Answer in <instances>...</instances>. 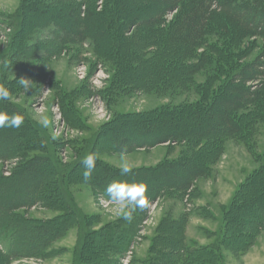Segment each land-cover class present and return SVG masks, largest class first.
<instances>
[{"label": "rangeland", "instance_id": "1", "mask_svg": "<svg viewBox=\"0 0 264 264\" xmlns=\"http://www.w3.org/2000/svg\"><path fill=\"white\" fill-rule=\"evenodd\" d=\"M40 1L43 5L38 7V11H29L27 6L32 0H0V87L7 88L10 94L9 99L0 100V104L17 108L23 118L25 117L26 123L34 125V130L28 133L29 142L33 136L37 139L45 137L51 149L55 148L56 164H53V157L46 153L49 161L43 168L51 171L49 174L51 175L57 164L65 167L70 176H68L70 181H67L70 183H65L69 191L66 196L70 194L78 215L80 214L83 219L77 218L79 223L52 244L50 253L15 259L7 264H95L90 262L93 256L91 252H85L87 254L85 256L83 254L84 246L81 247L82 243L78 238L85 224L81 222L87 221L89 232L92 228L97 230L99 233L97 236L89 235L86 240L90 242L94 238L92 241L98 245L102 242L101 231L104 225L109 222L114 224L122 217L116 214L118 205L108 197L99 195L86 184L74 183L71 180H75L76 177L83 178L82 159L88 154H93L108 166L119 169L121 153L115 152L114 149L115 141L120 138L140 143L132 152L125 153L128 160L135 165L133 169L155 167L164 159L175 160L183 153L188 155L191 153L195 159L202 155L203 158L200 160L209 162L212 168L209 176L197 177L184 196L166 195L155 199L148 197V207L137 209L135 212L137 216L131 222H127L138 228L137 237L130 245L131 250L124 257L117 258V264H155L153 262L155 257L150 253L144 263H139L136 257L147 250H152L166 217L174 219L185 217V235H188L186 239L202 245H217V250L222 256V264H264V224L248 248L243 246L245 238L242 229L224 230L225 224L230 223V215L226 213L233 212L237 221L240 218H247L254 222L260 218L258 205H262L264 201V102L249 108L248 113L253 116L247 117L245 111L235 113L237 118L244 115L247 118L240 120L241 131L234 135L217 134L208 138L188 135L187 139L183 138L179 142L169 141L154 145L153 138L146 135L147 129L154 135L164 134L168 127L157 125L160 121L167 120L169 115L172 123L178 122L182 125L179 129L188 132L196 130L197 125L193 124V120L198 117L199 112L195 111L197 110L195 107L198 108V105L200 103L203 105L205 101H207L205 105L208 106L216 93L223 89V80L229 76L228 70L223 66L211 69L207 65L193 75L186 86H180L178 81L174 83L172 81L174 85L167 84L169 78L166 77V73L171 70L164 68L160 63L161 58L154 55L159 52L169 56H181L185 47L183 42L174 41L172 34L167 33L174 20L182 14L181 8L168 14L165 24L157 25L155 29L146 26L127 29L124 34L127 45L122 49L124 50L122 57L121 59L115 57L116 60H112L110 55L108 57L107 53L101 52L102 46L99 48L100 52L96 51L90 41L68 44L55 42V34L59 35L60 30L50 28V24L47 23L51 12L69 6H78L82 9L90 6L97 13L104 10L108 14L106 6L110 0ZM129 8L137 11L142 6L132 3ZM44 12L47 14L43 15ZM17 26L19 29L14 35ZM109 31L114 32L111 27ZM106 43L105 40V46ZM248 47L251 51L247 58L239 61L240 56L237 54H241L244 48L245 52ZM219 49L222 54L230 55L233 59L237 56L239 64H242L253 60L264 49V38L246 37L236 51L222 44ZM203 50L206 51L204 47L198 48L196 53L201 54ZM140 55L142 57L138 58ZM150 58L149 64H142L141 60L147 61ZM117 60L121 61L118 63ZM195 60L188 59L186 63ZM27 61L35 63L32 69L38 73L40 68L46 65H49L51 70L48 75L45 72L43 77L39 74L30 78L29 91L20 86L19 77L16 75L18 66L28 65L25 64ZM153 67L158 68L159 72L158 75L154 74L155 78L150 88L142 90L140 88L143 81L126 77L125 80L130 86L129 95H117L113 99L115 103L108 102L104 91L109 88L117 73L122 74L129 69L137 70L136 73L141 76H147ZM182 73L185 71L182 70ZM74 91H78V94L67 96L74 107L71 111L61 105L62 96L65 92ZM121 91L124 92L125 89ZM203 95L207 98L203 99ZM65 102L68 103L66 100ZM164 112L167 116H164ZM40 114L49 118V127H42L38 122ZM66 114L72 117L71 124ZM145 142L152 143L146 146ZM208 143L219 146L218 151L206 154L204 148ZM20 145H25L24 141L20 142ZM36 153L38 152L35 150L25 155L30 158ZM21 161L20 154L8 160H0V175L10 177ZM97 171L94 169L92 176L97 174ZM98 175L102 176V173L98 171ZM106 180L109 185L113 181H121V177ZM244 209L251 215L247 216V212H243ZM18 212L25 218L44 220L60 213L45 208L42 203ZM87 217H92L93 223L88 221ZM236 220L234 217L235 225L238 224ZM232 231L234 236L231 238ZM23 241L24 244L30 243L29 239ZM236 247L243 250L236 251ZM100 251L106 254L109 250L103 247Z\"/></svg>", "mask_w": 264, "mask_h": 264}, {"label": "trees", "instance_id": "2", "mask_svg": "<svg viewBox=\"0 0 264 264\" xmlns=\"http://www.w3.org/2000/svg\"><path fill=\"white\" fill-rule=\"evenodd\" d=\"M132 3L139 4L142 8L132 11L129 8ZM40 5H43L42 1L32 0V3L27 6V10L38 11ZM179 8H181L182 14L174 20L167 33L172 34L174 41L183 42L185 47L181 56H169L159 52L154 55L161 58L160 63L164 68L171 70L166 73V77L169 78L167 84L174 85V81H178L180 86H186L191 81L190 78L207 65L211 69L223 66L228 70L229 76L223 80V89L217 92V95L215 94L216 96L208 106L205 105L207 101L201 100V102L205 101L204 104L201 105L202 103H200L198 108L195 107L197 109L195 111L199 112L198 117L193 120V124L197 125L196 130L188 132L185 129H179L182 125L178 122L172 123L171 115H169L167 120L160 121L157 125L164 126V128L168 127V131L164 134L154 135L152 131L147 129L146 135L153 138L154 145L169 141L179 142L183 138L187 139L186 136L188 135L198 138H208L217 134L234 135L241 131L240 120L253 116L248 113L249 108L264 102V49L253 60L242 64H239L236 59L237 56L233 59L230 55L222 54L219 49L220 44H222L228 49L236 51L246 37L264 38V0H110V2L107 1L106 6L108 14L104 10L97 13L90 6L84 9L78 6H69L51 12L47 18L50 28L60 30L59 35L55 34V42L68 44L90 41L96 51L100 52L99 48L102 46L101 52L107 53L108 57L111 56L110 59L116 60V58L121 59L124 51L122 49L124 45H127V38L124 37L127 29L141 26L155 29L157 25H164L167 15L179 10ZM119 13L120 15H118ZM45 14L47 13L44 12L43 15ZM110 27L112 31L114 30L113 33L109 31ZM18 29V26L15 27L14 35ZM169 36L171 37V35ZM105 40L107 41L106 46ZM202 47L206 51L203 50L201 54H197L196 50ZM244 49L241 54H237L240 56L239 61L245 60L251 51L250 47L245 52ZM140 57L142 56L140 55L138 58ZM188 59L196 60L187 64ZM120 61L117 60L118 63ZM141 61L142 64H149L151 58L147 61ZM25 64L28 65L20 64L18 66L16 75L19 78L22 76L32 78L39 74L43 77L45 72L47 75L50 74L49 65L40 68L38 73L32 69L35 67V63L32 64V62L27 61ZM118 68L120 70V67ZM150 70L147 76H141L136 73L137 70L131 71L129 69L127 71L123 69L126 75L124 72L122 74L117 73L109 88L104 91L108 102L115 103L113 99L117 95H129L130 86L125 80L126 77L133 78L135 81H143L140 88L142 90L146 87L150 88V84L155 78L154 74L158 75L159 72L156 67ZM182 70L185 73H182ZM172 81L173 83H171ZM121 89H125V91L122 92ZM119 91L122 94L117 93ZM77 94L78 91L65 92L62 96L61 105L73 111L74 107L69 102L68 97ZM206 95L202 96L203 99L207 98ZM0 111L9 115H21L17 108L10 105L0 104ZM239 111H245L247 117L244 115L237 118L235 113ZM164 116H167V113ZM66 118L71 124L72 117L66 114ZM23 122L25 124L19 128H0V160H8L16 154H20L22 160L10 177L6 178L0 175V264H7L19 258L38 257L44 253H50L52 244L64 237L70 228L79 223L77 218L83 219L80 214L78 215V210L73 205L70 194L66 196L69 191L65 183L70 181V176L65 171V167L57 164L51 175H49L51 171H46L43 168L44 164L49 161L46 153L53 157V164H56L55 148L51 149L49 143H46L48 139L45 137L37 139L33 136L29 142L27 140L28 133L34 130V125L27 124L25 117ZM22 141L25 144L23 146L20 145ZM149 143L152 142H145L144 144L148 146ZM191 144L193 147V142ZM139 145L138 142L120 138L115 141L114 151L121 153L122 150H125V153H130ZM34 146L35 148H33ZM205 146L204 152L206 154L216 153L219 147L209 143ZM93 148L95 151V147ZM35 150L38 153L30 158L26 157L25 154ZM202 158V155L195 159L191 153L189 155L183 153L180 158L175 160L164 159L161 164L155 167L133 169L132 173L127 176H121L119 169L108 166L107 163L96 158L94 169L101 172L102 176H99L97 171V174L92 176L90 181H85L82 177H76L75 180L71 181L86 184L99 195L108 197L106 178L120 176L121 181L145 183L147 196L150 198H162L166 195L179 197V195L187 194L197 177L210 175L212 167L209 162L201 161ZM39 203H42L47 209L57 210L60 213L44 220L25 218L18 212ZM262 203V205H258L260 218L254 222L247 218H240L238 222L236 216L232 214L233 212L230 214L225 212L226 215H230V223L225 224L224 230L242 229L245 238L243 246L246 248L251 246L260 227L264 224V201ZM245 209L243 212H247ZM250 215L251 213L247 212V216ZM136 216L137 213H134V217ZM234 217L237 225L233 222ZM92 219V217H87V220L93 223ZM127 222L123 218H118L114 224H110L111 222L105 224L101 231L102 242L97 245L95 241H92L94 238L90 242L86 239L89 235L92 237L99 233L93 228L89 232V227L86 226L87 221L83 220L81 223L85 224L78 238L82 243L81 247L84 246V256L87 255L85 252H91L94 259L91 258L90 262L117 264V258L119 256L124 257L131 250L130 245L137 237L138 228L132 226L133 223L129 225ZM162 224L156 236V242L160 243L156 244L154 241L153 248L150 250V254L155 257L153 260L155 264L223 263L217 245H202L186 239L185 217L180 219L166 217ZM230 235L231 238L234 236L233 231ZM23 239H29L30 243L24 244ZM103 247L109 250L106 254L100 251ZM235 249L236 251L243 250L241 247ZM95 259L96 261H94Z\"/></svg>", "mask_w": 264, "mask_h": 264}, {"label": "clouds", "instance_id": "3", "mask_svg": "<svg viewBox=\"0 0 264 264\" xmlns=\"http://www.w3.org/2000/svg\"><path fill=\"white\" fill-rule=\"evenodd\" d=\"M18 83L26 91L31 89V79L27 77H20ZM9 91L5 87H0V100L9 99ZM38 122L42 127H49L50 120L46 115L40 114ZM23 124V116L20 114L9 115L6 112L0 111V128H19ZM119 171L121 176H127L132 173L135 167L127 156L125 150L121 151ZM84 171L82 173L85 181L92 179V172L95 168L96 157L93 154H88L82 161ZM106 193L109 199L116 205L117 216L122 217L124 220L131 222L134 218V213L137 209H145L148 207L149 200L147 196V186L143 182H126V181H113L107 188Z\"/></svg>", "mask_w": 264, "mask_h": 264}, {"label": "crops", "instance_id": "4", "mask_svg": "<svg viewBox=\"0 0 264 264\" xmlns=\"http://www.w3.org/2000/svg\"><path fill=\"white\" fill-rule=\"evenodd\" d=\"M188 235L186 234V237H187ZM150 253V250H147L146 251V253H144V254H141V255H138L137 257H136V259H138L137 261L139 262V263H144V261H146L147 259H148V254Z\"/></svg>", "mask_w": 264, "mask_h": 264}]
</instances>
